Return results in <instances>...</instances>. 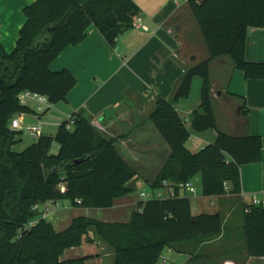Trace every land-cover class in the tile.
<instances>
[{
	"label": "trees",
	"instance_id": "1",
	"mask_svg": "<svg viewBox=\"0 0 264 264\" xmlns=\"http://www.w3.org/2000/svg\"><path fill=\"white\" fill-rule=\"evenodd\" d=\"M187 4L208 55L185 70L170 99L156 98L149 115L170 148L150 189H160L167 181L176 195L141 200L125 222L76 216L62 230L34 206L64 200L76 207H111L115 198L134 190L130 182L137 172L117 152L113 140L103 138L80 114L71 123L69 118L63 120L54 135L40 133L21 151L13 150L21 130L12 129L10 119L29 111L18 94L39 93L52 104L65 101L76 78L66 68L51 70V62L68 45H78L89 25L115 49L118 36L133 24L139 8L134 0H33L23 7L25 21L12 51L0 42V264H93L89 263L93 255H62L94 237L112 248L114 264H156L163 250L175 243L221 233V214H193L189 197L179 196L177 185L199 174L203 196H237L240 166L261 159V135H233L217 128L209 63L229 56L246 79H264V62L245 57L248 28H264V0H187ZM195 75L202 80L200 101L188 120L192 129L211 128L217 135L213 143L192 152L186 147L190 132L174 104L189 95ZM240 108L246 125L245 100ZM243 232L247 255L264 256V204L243 205Z\"/></svg>",
	"mask_w": 264,
	"mask_h": 264
},
{
	"label": "crops",
	"instance_id": "2",
	"mask_svg": "<svg viewBox=\"0 0 264 264\" xmlns=\"http://www.w3.org/2000/svg\"><path fill=\"white\" fill-rule=\"evenodd\" d=\"M32 1L0 0V42L7 52L14 48L25 21L23 7ZM134 2L139 8V24H132L118 36L115 49L109 48L99 31L89 25L78 45H68L51 62V70L68 69L76 83L65 101L49 105L44 122L58 127L75 114L85 116L103 138L113 140L117 152L136 170L130 186L134 189L141 181L142 190H146L144 186H150L170 155L169 146L149 119L156 98L170 99L185 70L206 58L208 51L186 0ZM245 57L249 61L264 62V28H248ZM209 75L217 128L233 135L259 134L264 143V79H246L229 56L212 59ZM201 84V78L193 76L189 95L174 104L190 134L199 141L197 147L186 143L192 152L213 143L217 135L211 128L192 129L188 120V114L199 104ZM243 100L248 107L246 125L240 108ZM26 105L31 114H43L36 112V100L27 99ZM250 109L258 113L256 119H249ZM38 116V122H43ZM239 169V195L203 196L196 192L187 196L193 214H221L224 220L221 233L175 243L163 250L165 259L160 257L156 264H264V256L247 255L243 232V205H256L254 198L264 204V147L260 161L242 164ZM198 178L200 175L196 174L192 181ZM134 190L115 198L107 208L76 207L62 200L48 205L44 218L56 230L64 229L56 228V221L67 218L71 212L72 217L125 222L138 209L139 202L145 200L130 196ZM190 195H193L192 201ZM62 209L65 210L62 212ZM82 255L94 256L89 263L114 264V251L96 237L65 249L62 257Z\"/></svg>",
	"mask_w": 264,
	"mask_h": 264
},
{
	"label": "built area",
	"instance_id": "3",
	"mask_svg": "<svg viewBox=\"0 0 264 264\" xmlns=\"http://www.w3.org/2000/svg\"><path fill=\"white\" fill-rule=\"evenodd\" d=\"M176 2H178V0H175ZM187 1V0H186ZM179 3V2H178ZM140 21V17L136 16L135 21L133 22V25L135 26L136 24H139ZM142 29H147L146 26L141 25ZM27 99H34L36 100V105H35V110L38 113H41L47 106H49L51 103L48 102L47 98L45 95L39 94V93H34V92H29V91H22L18 94V100L20 103L22 104H26ZM70 123L72 122V117H70ZM70 123L68 124V126L70 125ZM20 125H21V117L20 114H16L14 116H12V118L10 119V127L12 129H20ZM41 123L39 122L38 125H31L28 129L31 133V135L33 137H37L40 133H41ZM187 142L191 143L192 145H194L195 147L199 146V141L192 136L191 134L188 137ZM177 187L179 188V196H188L189 194H195L196 191V186L194 184V182L192 181V179H189L185 182H181L177 185ZM59 188L61 190H64L65 186L64 184H60ZM146 190H142V192H140V196L142 198H151V197H157V198H162V197H168V196H175V187L172 183L167 182V181H163L162 182V188L160 189H156V195L154 196H150L147 195V193L145 192ZM161 191L165 192V195H163V193ZM76 202H80L79 199L76 200ZM58 203V202H56ZM253 204H262V202L258 199V198H254L253 199ZM48 206L44 205H35L34 209H39V211L41 212L40 216L41 217H45V212L46 210H48L49 208H47ZM162 259H165V255L162 254L160 256Z\"/></svg>",
	"mask_w": 264,
	"mask_h": 264
},
{
	"label": "rangeland",
	"instance_id": "4",
	"mask_svg": "<svg viewBox=\"0 0 264 264\" xmlns=\"http://www.w3.org/2000/svg\"><path fill=\"white\" fill-rule=\"evenodd\" d=\"M43 112V111H42ZM16 114H20L22 115V126L19 130H21V133L19 135V138L20 140L17 141L13 146H12V149L15 150V151H21L22 149H24L26 146H28L30 143H32V141H34L35 137H33L29 131V127L32 125H38L39 122H38V114H31L30 111L28 112H20V113H16ZM15 114V115H16ZM257 115L258 113L255 111V110H251L250 109V112H249V119L251 120V118H254L256 119L257 118ZM46 112H44L42 115L40 114L38 117H41L43 118V122H41V131H45L47 133H50L51 135H54L56 133V129H57V126L56 127H53V126H49L48 124H45L44 122V117H46ZM55 116L52 115V117ZM192 133V132H191ZM194 184L196 186V191L198 194L201 193V181H200V178L196 179L194 181ZM130 185H131V182H130ZM136 187V188H135ZM134 187V194L130 195V196H140V192H142V182L140 181L139 183H137V185H135ZM144 188L146 189V193L147 195H150V196H154L156 195V192L155 190H152L150 189V186L146 185L144 186ZM133 192V191H132ZM163 193V195H165V192L164 191H161ZM192 196L193 195H190V198H191V201H192ZM205 200L208 202L209 201V198H205ZM194 201V200H193ZM69 204L71 205V202L68 201ZM72 206V205H71ZM207 209H211V206ZM65 209H62V212L64 211ZM62 214V213H61ZM72 212L71 214L69 215H66L67 218L63 219V220H57L56 223H55V226L56 228L58 229H62V228H65L72 220Z\"/></svg>",
	"mask_w": 264,
	"mask_h": 264
},
{
	"label": "water",
	"instance_id": "5",
	"mask_svg": "<svg viewBox=\"0 0 264 264\" xmlns=\"http://www.w3.org/2000/svg\"><path fill=\"white\" fill-rule=\"evenodd\" d=\"M78 162H79V160H76V161H75V163H78Z\"/></svg>",
	"mask_w": 264,
	"mask_h": 264
}]
</instances>
